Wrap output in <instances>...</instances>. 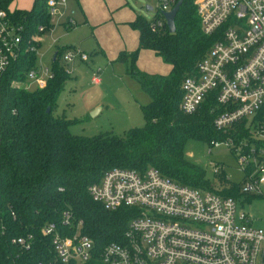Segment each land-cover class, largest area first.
<instances>
[{"label":"trees","instance_id":"trees-1","mask_svg":"<svg viewBox=\"0 0 264 264\" xmlns=\"http://www.w3.org/2000/svg\"><path fill=\"white\" fill-rule=\"evenodd\" d=\"M14 1L0 0V9L26 28L23 54L0 75V264H63L56 258L52 238L42 229L53 223L70 235L80 221L82 233L94 243L92 259L82 264H104L100 258L104 247L124 241L136 213L131 207L107 210L92 198L89 187L111 168L144 171L154 166L180 184L236 198L240 190L227 185L226 178L217 184L210 181L207 171L185 154L190 139L250 138L242 126L230 134L216 129L214 121L225 108L213 95L196 113L181 111L182 83L196 73L216 39L203 33L195 0H184L175 33L169 32L167 24L166 30L155 29L143 16L131 23L140 33L139 49L122 51L117 60L127 65L151 101L142 107L144 126L130 129L123 137L75 135L70 127L76 121L55 113L71 78L60 63L61 55L71 47L58 48L52 61L54 77L46 87L29 90L14 83L24 82L37 66L38 55L31 48L42 45L36 40L44 34L39 26L49 29L52 24L49 0H35L31 9L12 10ZM142 49L160 56L170 66L169 74L138 70ZM67 212L72 215L71 225L64 223ZM18 238L29 240L31 247L15 243Z\"/></svg>","mask_w":264,"mask_h":264},{"label":"built area","instance_id":"built-area-1","mask_svg":"<svg viewBox=\"0 0 264 264\" xmlns=\"http://www.w3.org/2000/svg\"><path fill=\"white\" fill-rule=\"evenodd\" d=\"M161 18L150 21L155 29L166 27L164 13L179 0H158ZM203 33L215 37L194 75L182 83L181 111L194 114L211 95L225 110L214 125L230 134L242 126L249 139L236 141L229 136L226 145L239 153V165L247 175L243 191L261 194L264 185V0H195ZM52 22L74 27L75 10L68 0H49ZM154 10V7H153ZM39 26L41 33L49 31ZM26 28L5 9H0V75L20 59L25 50ZM43 36V35H42ZM42 36L36 38L42 41ZM38 55V48H31ZM89 55L77 48L61 55V65ZM53 69L43 63L29 71L27 79L14 83L26 89L46 87ZM263 113V114H262ZM262 114V117L258 116ZM223 141L213 140L211 146ZM254 145V147H251ZM211 151V148H210ZM221 171L219 166L215 172ZM92 198L107 210L135 209L122 242L106 245L101 253L104 264H264V228L255 227L237 201L210 190L180 184L150 166L144 171L115 167L89 187ZM71 213L64 223L71 225ZM77 224L72 234H63L56 224L43 227L52 238L56 258L63 264H82L94 255L93 241ZM25 248L31 242L14 240Z\"/></svg>","mask_w":264,"mask_h":264},{"label":"rangeland","instance_id":"rangeland-1","mask_svg":"<svg viewBox=\"0 0 264 264\" xmlns=\"http://www.w3.org/2000/svg\"><path fill=\"white\" fill-rule=\"evenodd\" d=\"M32 2L33 0H21L19 5L29 8ZM68 5L70 11H76L77 25L70 29L52 22L51 29L42 36L43 43L38 48L37 63L52 68L53 57L61 46L86 52L90 59L85 62L77 59L74 65H67L71 80L60 95L55 113L76 121L70 127V131L75 135L92 137L110 133L123 137L130 129L144 126L145 116L142 107L151 101V96L129 73L125 63L118 62L113 66L107 64L105 60L102 62V58H99L102 57V46L99 49L96 32L100 27L95 22L96 20L104 22L102 26L105 32H108L107 36L111 34L112 25H115L114 28L121 27L122 30L127 27L126 31L133 35L131 21L135 16H143L152 22L161 18L158 12L159 1L68 0ZM147 5L153 6L154 10L149 11ZM90 17H94L95 20L91 22L88 19ZM138 49L139 45L135 50ZM137 69L151 74L167 75L170 72V66L160 56L147 49L140 50ZM95 76L101 78V84L93 82ZM97 102H100L101 109L94 107ZM216 140L223 141V144L211 146L210 142L190 139L185 146L186 158L203 167L207 171V178L215 184L226 178L227 185L240 190L235 198L238 211L250 215L253 226L264 228V185L261 194H246L243 189L247 175L239 165V153L235 148L226 145L227 138ZM216 166H219L223 173H216Z\"/></svg>","mask_w":264,"mask_h":264},{"label":"crops","instance_id":"crops-1","mask_svg":"<svg viewBox=\"0 0 264 264\" xmlns=\"http://www.w3.org/2000/svg\"><path fill=\"white\" fill-rule=\"evenodd\" d=\"M34 1L32 2V5L31 7L29 8H26V7H22L19 5V2H21V0H15L12 5H11V9L14 10V9H31L33 4H34ZM112 7V6H111ZM75 14H76V11H75ZM74 18H75V15H74ZM91 22L93 20H95L94 17H90L88 18ZM136 19V16L135 18H133V20L131 21V23ZM76 21V19H75ZM95 22V21H94ZM97 24V26H99L100 28H98L96 30L97 34H98V38L99 40H97L98 42V47L100 49V46L101 47V51H102V57H99V58H102V62L105 60L107 62V64H112L113 66L116 65L118 62L117 59L119 57V54L122 52V51H126V52H131V51H134L135 48L139 45L140 43V33L139 31H137L136 29L133 28V32L134 34L131 35L128 31H126V28L125 29H121V27L119 28H114L115 25H112L111 26V34L107 36L108 32H105L104 30V27L102 26L103 25V21L102 20H96L95 22ZM106 23V22H105ZM125 23V22H124ZM119 24V23H118ZM76 25H77V21H76ZM75 25V26H76ZM127 26V25H126ZM74 27H71L70 29H73ZM113 31V32H112ZM115 33V35H114ZM42 38V37H41ZM103 38V39H102ZM43 43V38H42V41ZM127 48V49H124V48ZM134 49V50H133ZM146 50V49H144ZM148 50V49H147ZM152 51V50H151ZM145 52V51H144ZM154 52V51H153ZM155 53V52H154ZM98 54L99 52L97 53V57H98ZM156 54V53H155ZM157 55V54H156ZM54 59V57H53ZM90 59V57H89ZM97 59V58H95ZM94 59V60H95ZM53 61V60H52ZM89 61V60H87ZM82 62V61H81ZM85 62V61H83ZM97 71H100L99 69H97ZM71 80V78H70ZM93 82L96 83V84H101V78H99L98 76H95L93 78ZM94 107H98V109H101V104L100 102H97L96 104H94Z\"/></svg>","mask_w":264,"mask_h":264},{"label":"water","instance_id":"water-1","mask_svg":"<svg viewBox=\"0 0 264 264\" xmlns=\"http://www.w3.org/2000/svg\"><path fill=\"white\" fill-rule=\"evenodd\" d=\"M183 2H184V0H179L177 2V4L175 5V7L171 11L164 13L166 23H167V27H168V30L170 33H175L177 30L176 17H177V14H178ZM147 9L149 11H152L153 6L147 5Z\"/></svg>","mask_w":264,"mask_h":264}]
</instances>
